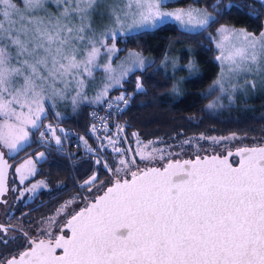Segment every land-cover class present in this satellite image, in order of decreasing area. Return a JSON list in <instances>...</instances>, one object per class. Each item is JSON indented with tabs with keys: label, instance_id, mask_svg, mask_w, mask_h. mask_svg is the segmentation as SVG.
I'll list each match as a JSON object with an SVG mask.
<instances>
[{
	"label": "snow or ice",
	"instance_id": "1",
	"mask_svg": "<svg viewBox=\"0 0 264 264\" xmlns=\"http://www.w3.org/2000/svg\"><path fill=\"white\" fill-rule=\"evenodd\" d=\"M171 2L0 0V148L8 153L22 150L31 130L40 128L48 102L55 107L58 101H70L75 110L89 100L88 89L96 87L91 102L99 103L137 71L141 75L136 76L135 92L144 93L143 73L155 61L140 49H128L116 62L125 51L117 47L121 40L126 43L127 39L169 27L202 35L232 9L243 12L248 7L247 15L260 18L259 9L233 0L223 7L222 0L205 7L194 6L199 2L194 0L187 7L166 10ZM256 2L264 8V0ZM209 36L218 50L215 59L220 72L209 90L202 93L206 98L219 91L206 105L208 109L222 106V96L232 103L238 92L264 89V30L256 34L247 28L220 24ZM168 59L165 56L162 62L165 68ZM171 63L173 69L179 67L175 58ZM186 67L189 74L197 71L193 60ZM97 72L103 73L99 85ZM178 84L172 85L173 93L179 94ZM132 95L121 92L114 102L109 101V107L115 103L119 109L122 103L126 108ZM45 127L48 132L41 131L42 141L51 133L61 145L56 130ZM116 128L118 137L125 126L117 124ZM92 131H96L95 125ZM132 136L136 138L135 152L122 150L116 146L118 139L108 138L121 158L115 159V167L105 162L104 168L110 173L107 181L93 173L79 185L89 193L94 187L108 185L103 195H86L79 211L73 207L79 199L77 194L54 214L37 221L35 235L31 222L27 227L24 221L0 222V247L9 249L15 244L24 249L11 256L0 254V264H264V144L240 147L227 156H202L198 148L195 159L181 160L172 158L180 153L154 147L157 141L145 144L138 133ZM234 139H239L235 133L199 136V140L212 144ZM192 140H183L181 147ZM84 144L87 151H93L86 140ZM233 155L240 158L236 167L229 162ZM4 156L0 151V195L7 191ZM135 156L148 164L156 160L166 163L141 168ZM43 157L40 153L37 159ZM16 171L23 184L36 172L35 163L26 159ZM42 187H47L46 183L38 181L25 191ZM59 218L67 219L61 223ZM57 226L59 234L53 231ZM57 250L62 251L57 254Z\"/></svg>",
	"mask_w": 264,
	"mask_h": 264
},
{
	"label": "trees",
	"instance_id": "2",
	"mask_svg": "<svg viewBox=\"0 0 264 264\" xmlns=\"http://www.w3.org/2000/svg\"><path fill=\"white\" fill-rule=\"evenodd\" d=\"M233 2L259 9L260 18L255 19L247 15L248 7H245L243 12L232 9L227 15L219 18L218 22L202 35L184 34L176 28L169 27L154 34L127 39V42L124 43L125 48L140 49L143 54L155 61L152 67L143 73L142 80L146 90L144 93L135 92L136 76L141 75L140 71H137L135 74L130 75L129 79L123 83L122 88L113 89L107 98L90 107L82 105L75 112L64 117H55L47 108L45 118L41 124L48 121V124L56 130V134L59 133V128H72L77 136L84 138V140H81L83 144L86 140L87 145H96V151L103 152L108 156L111 153L108 149V142L104 143L103 141L106 140L105 136L117 138L119 140L118 147L125 149L126 139L129 146L131 143L136 144V138L132 136L133 132L139 134V139L143 143L146 144L150 140L157 141L154 147L159 148L162 146L161 148H167L173 154L175 152L180 153L179 157H185L182 154L185 151V145L179 148L168 146H181V141L188 138L199 140L201 134L225 137L235 133L239 138L244 136L249 138L251 142L261 144L264 142V89L258 90L256 97H252L247 101H236L215 112H211L205 107L208 96L206 98L202 96L214 77L217 67L213 60L215 50L207 33L220 24L247 28L248 31L254 33H258L262 27L264 8H260L256 0H233ZM193 3L194 0H173L168 5L184 7ZM212 3H214V0H199L194 6L205 7ZM228 3L229 0H222L221 7ZM209 11H212L211 7H209ZM172 41L182 42L189 47L198 64L196 75L182 81V87L177 95L171 91L172 85L175 83L174 76L160 65L166 47ZM193 56L191 54L186 55L183 62L186 64L188 57ZM121 92L133 93L129 105L126 108L123 106V111L111 115L107 128L98 135L96 140L91 139L86 134V130L90 125V119L87 116L88 110L98 108L103 101ZM117 124L125 126L123 134L120 133L118 137L116 135ZM36 131L37 129L31 130L30 135L32 137L36 136ZM43 141H45L44 138ZM199 141L202 142V145H217L208 140ZM45 143L47 142L45 141ZM48 145L51 144L48 143ZM102 145L105 147L102 148ZM130 150L133 151V148H130ZM6 251V249L0 250V254H6Z\"/></svg>",
	"mask_w": 264,
	"mask_h": 264
},
{
	"label": "flooded vegetation",
	"instance_id": "3",
	"mask_svg": "<svg viewBox=\"0 0 264 264\" xmlns=\"http://www.w3.org/2000/svg\"><path fill=\"white\" fill-rule=\"evenodd\" d=\"M42 144H45V146H42ZM245 144L253 145L258 143L250 141L249 143L245 142ZM261 144H264V142ZM130 146L126 139L125 149H121L130 150V148H133L131 152H135L136 150L134 149L133 143H131ZM25 152H27V154L20 157L9 166L7 193L3 197V201L0 202V222L16 224L18 221H24L25 227L28 226V222H31L34 235L36 234L35 228L37 226V221L54 214L56 209L69 197L78 194V202L76 205H73L75 210L78 211L84 206V197L86 195L94 198L101 191V189L94 187L92 192L89 193L87 189L81 190L79 187V185L82 184L84 180L91 177L93 173H96L102 181H107L109 179L110 173L103 169L101 163H96L99 157L104 163L107 162L113 167H115V159L121 158L117 157L116 154H111L109 157L103 152L100 153L96 150L86 152L84 147H69L63 151H57L53 146L51 147V145L42 141L40 137H32L31 135L28 144L22 150L7 155L6 157L10 161ZM40 153H44V157L40 159L41 161H37L36 159ZM97 155H99V157ZM26 158H31L34 161L36 172L28 176L27 179L24 180V183L21 184V174L12 171V169ZM129 158L133 157L129 156ZM134 158L138 165L148 164L147 161L141 160L139 156H135ZM83 169L84 171H82ZM38 181H44L47 187L38 188L35 192L25 191V189L31 188V186ZM97 183L99 184V181ZM21 192H24L23 196L20 195ZM59 219L60 222L63 223L67 218ZM53 231L58 234L59 226L54 228ZM2 249L4 248L0 247V250ZM22 249L23 248H17L15 244H13L9 249H6V254L3 253V255L5 256L8 254L7 256H10Z\"/></svg>",
	"mask_w": 264,
	"mask_h": 264
},
{
	"label": "rangeland",
	"instance_id": "4",
	"mask_svg": "<svg viewBox=\"0 0 264 264\" xmlns=\"http://www.w3.org/2000/svg\"><path fill=\"white\" fill-rule=\"evenodd\" d=\"M187 6H189V5H187ZM187 6H184V7H187ZM180 7H183V6H167V8H166V10H172V9H174V8H180ZM196 7H198V6H196ZM217 27H219V25L217 26ZM216 27V28H217ZM216 28H214V29H212V31L211 32H208L207 34H208V36H209V33H212V34H214L215 33V30H216ZM238 28V27H237ZM261 30H264V16H263V18H262V27H261ZM260 30V31H261ZM259 31V32H260ZM259 32L258 33H256V34H259ZM206 34V35H207ZM209 38H210V41L212 42V45H213V48H214V50H215V55H214V57H213V60H214V62L216 63V73H215V75H214V77L212 78V80L210 81V83H209V85L206 87L207 89H206V91H204V93H206L208 90H209V87L213 84V81L217 78V76H218V74H219V72H220V65H219V62L218 61H216V59H215V57H216V55H218V50L216 49V47H215V44H214V42H213V39L209 36ZM109 43H110V41H109ZM124 43H125V41L124 40H121L118 44H117V47H119V48H124L125 49V51L124 52H121L120 54H119V57L117 58V61L116 62H118V60L119 59H122L123 58V56L126 54V51L128 50V48H125L124 47ZM130 49V48H129ZM189 54H191L192 56H193V54L191 53V51L189 50V47H187L186 45H184V43H182V42H179V41H172V42H170V43H168V46L166 47V51H165V53H164V55H163V57H162V59H161V62H160V65L162 66V62L165 60V56H167L169 59H168V61H167V67H166V69L170 72V74L171 75H173L174 76V80H175V82L176 81H179V84L177 85L178 86V88L180 89L181 87H182V81H184L185 79H187L188 77H192V76H195L196 75V73L198 72V70L195 72V73H192V74H189V70H188V68L186 67L187 66V64L189 63V61L190 60H193V61H195V64H196V66H198V64H197V62H196V58L193 56V57H188L189 59H188V61H187V63L185 64V62H183L184 61V57L186 56V55H189ZM145 55V54H144ZM145 57H147V58H149L150 59V57L149 56H147V55H145ZM173 58H175L176 60H177V63H178V65H179V67L178 68H176V69H173V67H172V63H171V61H172V59ZM104 59H106V57L104 58ZM115 63V62H114ZM162 67H164V66H162ZM165 68V67H164ZM197 69H198V67H197ZM103 76V73L102 72H97V84L99 85L100 84V79H101V77ZM97 88L96 87H90L89 89H88V91H87V95H88V97H89V100L88 101H84V102H82L77 108H79L80 106H82V105H84V106H92V105H94V104H96L95 102H91V101H93L94 100V98H95V96H96V94H97ZM113 90V89H112ZM112 90H110V92H109V94L111 93V91ZM258 90H260V89H258ZM258 90L256 91V92H249L248 94H245V93H236L235 94V96H234V99H233V102L232 103H229V101H228V98H227V96L225 95V96H222L221 97V100H220V104L222 105V106H220V107H217V108H215V109H213V110H210V109H208L207 107H206V105L209 103V102H211L213 99H215V97L217 96V95H219V91H218V89H217V91H215V92H213L212 93V95H210V96H208V100L206 101V103H205V107L208 109V110H210L211 112H215V111H217V110H219V109H223V108H225V107H227V105H231V104H233L234 102H236V101H238V102H241L242 100H249L250 98H252V97H256L257 96V92H258ZM121 94V93H120ZM175 95H177L176 93H175ZM105 98H107V97H105ZM47 108H49V110L52 112V114L55 116V117H64V116H67V115H70V114H72L73 112H75V110L77 109H73V107H72V104H71V102L70 101H58V102H56V105H55V107H53L52 106V103L51 102H48V104H47ZM57 113H59V115H57ZM49 122L48 121H45V123H42L43 124V126H44V128H45V130H48L45 126H47V125H49L48 124ZM42 124H41V126H40V128H38L37 129V134H36V136L37 137H40L41 138V136H40V129L42 128ZM51 126V125H50ZM52 127V126H51ZM60 127V126H59ZM53 128V127H52ZM62 129H64V128H62ZM33 130V129H32ZM31 134V133H30ZM110 136H105V138H106V140H103L104 141V143L105 142H108V138H109ZM44 138H46V136L44 137ZM110 138H113V137H110ZM53 139V138H52ZM113 139H117V138H113ZM54 141H55V139H53ZM202 141V140H201ZM182 142V141H181ZM241 142H250V140H249V138H246V137H244V136H242V137H240L239 139H234V140H230V141H222L221 143H220V145H211V144H201L202 142H200L199 140H197V139H195V138H193V140H192V143H190V144H187V145H185L184 147V149H185V151H183V155H185V156H188V157H193V156H195L196 154H197V149L199 148V149H201V151H200V153H203V152H208V151H221V149H228V148H235V147H239V146H241L242 144L244 145L245 143H241ZM241 143V144H240ZM107 145V144H106ZM108 149H109V151H110V153L111 154H114L115 155V153H114V151H113V148H112V146L109 144V142H108ZM202 145V146H201ZM117 147H118V144L116 145ZM134 146V149L137 147V144H135V145H133ZM162 147V146H161ZM161 147H159V148H161ZM172 148H179V147H181V146H171ZM214 147V148H213ZM4 153H5V157L7 156V155H10V154H12V153H8V150L7 149H2V148H0ZM189 149V150H188ZM176 150V149H175ZM206 150V151H205ZM149 151H151V149H149ZM176 153V152H175ZM174 153V154H175ZM199 153V154H200ZM110 157V156H109ZM172 158H180L179 156L178 157H175V155H173V157ZM26 159H29V158H26ZM25 159V160H26ZM25 160H23L22 162H20L19 164H17L16 166H14V168L12 169V171H15V172H17L16 171V169L17 168H19L22 164H24V161ZM165 161V160H164ZM155 163H162L163 161H161V160H156V161H154Z\"/></svg>",
	"mask_w": 264,
	"mask_h": 264
},
{
	"label": "built area",
	"instance_id": "5",
	"mask_svg": "<svg viewBox=\"0 0 264 264\" xmlns=\"http://www.w3.org/2000/svg\"><path fill=\"white\" fill-rule=\"evenodd\" d=\"M119 95H120L119 93L115 94L112 97H109L108 99L103 101L98 108H94V109L92 108L88 110L87 116L90 119V125L86 130V134H88V136L91 139L96 140L98 135L107 128V124L110 116L119 112L120 109H122V107L124 106L122 103H120L118 109L115 103H113V106L109 107V101L114 102V98ZM102 118H104L103 121ZM94 125L96 126L95 132L92 131ZM60 129L62 128H59V133L56 135L60 136L62 141L61 145L56 144V142L52 139L53 137L51 133H48V135H46V138H44L47 143L51 144L55 148V150L63 151L64 149L68 148V146H70V147H84L85 151L89 152L86 150L85 145L82 143L80 139L81 136H77L74 129L65 128L63 129L64 130L63 132H61ZM41 131L48 132V130H45L43 125L42 128L40 129V132ZM87 146L90 147L93 151L97 149L96 145H87Z\"/></svg>",
	"mask_w": 264,
	"mask_h": 264
},
{
	"label": "water",
	"instance_id": "6",
	"mask_svg": "<svg viewBox=\"0 0 264 264\" xmlns=\"http://www.w3.org/2000/svg\"><path fill=\"white\" fill-rule=\"evenodd\" d=\"M254 145H256V144H253V145H248V144H244V145H243V144H242V145L239 146V147L228 148V149H221V151H216V150H215V151L203 152V153H200V155L203 156V155L217 154V155H220V156H227L229 151H232L233 153H235L237 148L245 147V146H254ZM42 146H45V144H42ZM0 151H2V150L0 149ZM25 154H27V152L21 154L20 156H18V157H16V158L12 159V160H10V161L7 159V157L4 156V159H5V161H6V172H7V175H6V177H5V186H6V188H7V178H8L9 166H10L13 162H15L17 159H19L20 157L24 156ZM97 156L99 157V155H97ZM195 156H196V155H195ZM195 156H193V157L185 156V157L173 158V159H181V160H183V159H195ZM35 157H36V155H35ZM35 159H36V158H35ZM239 159H240L239 156L233 155V156L229 157V162L232 163L234 167H236V166L239 165ZM36 160H37V161H41L40 159H39V160L36 159ZM99 160H100V163H101L103 169H105V168H104V164H105L104 161H103L100 157H99ZM164 163H166V160L163 161L162 163H159V164H158V163L143 164V165H139V167H141V168H144L145 166L163 167ZM105 170H106V169H105ZM133 170H135V168H134ZM127 178H128V179H131V176L128 175ZM107 186H108V185H107ZM107 186H105L103 189H101V191H100L97 195H103V192L106 191ZM6 193H7V191H6L3 195H0V202L3 201V197L6 195ZM94 198H95V197H94ZM83 207H84V206H83ZM78 211H79V210H78ZM58 234H59V233H58ZM66 234L69 235V236L71 235L70 231H67V230H66ZM23 250H24V249H22V250H20V251H23ZM20 251H19V252H20ZM61 251H62V250H57V254H60ZM17 253H18V252H17ZM10 256H11V255H10Z\"/></svg>",
	"mask_w": 264,
	"mask_h": 264
}]
</instances>
